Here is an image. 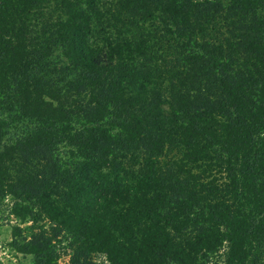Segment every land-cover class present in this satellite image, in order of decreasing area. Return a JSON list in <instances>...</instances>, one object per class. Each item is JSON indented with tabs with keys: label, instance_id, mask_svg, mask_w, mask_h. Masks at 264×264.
Segmentation results:
<instances>
[{
	"label": "trees",
	"instance_id": "obj_1",
	"mask_svg": "<svg viewBox=\"0 0 264 264\" xmlns=\"http://www.w3.org/2000/svg\"><path fill=\"white\" fill-rule=\"evenodd\" d=\"M7 199L30 264H264V0H0Z\"/></svg>",
	"mask_w": 264,
	"mask_h": 264
},
{
	"label": "rangeland",
	"instance_id": "obj_2",
	"mask_svg": "<svg viewBox=\"0 0 264 264\" xmlns=\"http://www.w3.org/2000/svg\"><path fill=\"white\" fill-rule=\"evenodd\" d=\"M9 200L0 201V264H30L31 257L15 253L8 245L15 221L8 214ZM67 258H62L64 263Z\"/></svg>",
	"mask_w": 264,
	"mask_h": 264
}]
</instances>
